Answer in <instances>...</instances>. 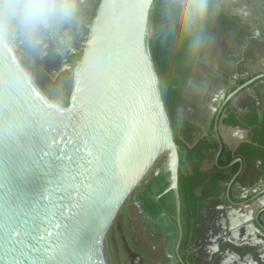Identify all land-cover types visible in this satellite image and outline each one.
Segmentation results:
<instances>
[{
    "label": "water",
    "instance_id": "obj_1",
    "mask_svg": "<svg viewBox=\"0 0 264 264\" xmlns=\"http://www.w3.org/2000/svg\"><path fill=\"white\" fill-rule=\"evenodd\" d=\"M154 2H99L67 108L47 98L7 37L0 38V264H109L110 226L166 150L165 193L175 195L182 231L181 153L151 49ZM260 78L235 91L217 114L210 132L219 144L217 166L224 107ZM16 151L30 154L22 173L7 163ZM10 192L21 211L9 221L4 201Z\"/></svg>",
    "mask_w": 264,
    "mask_h": 264
},
{
    "label": "flooded vegetation",
    "instance_id": "obj_2",
    "mask_svg": "<svg viewBox=\"0 0 264 264\" xmlns=\"http://www.w3.org/2000/svg\"><path fill=\"white\" fill-rule=\"evenodd\" d=\"M210 1L212 2L210 14L212 23L209 24L210 28L207 34L205 31L204 47L199 56L198 63L187 83L185 91L191 85L194 74L198 73L200 65H203V59L206 58L207 54L213 56V61L211 62L212 66L209 67L211 69L209 70L210 77L205 82L200 84L201 88L197 90L196 99H194L191 104L193 109L188 111L187 115L183 113L182 116L184 117L181 116V118L194 125V131L190 140L191 142L192 139H194V135H196L195 133H199L200 138H203L202 140H209L212 141V143L218 144L214 134H211L210 132L214 129L215 119L221 107L240 87L257 77H262V75H264V64L262 65L263 69L261 71H252L254 68H258V65H260L258 62H260V60L264 62V28L262 26L264 17V0ZM98 3L99 0H96L94 6L92 7V1L86 0L84 5L81 6V9L84 10V14L87 18L85 20L83 18H79L78 22H75V26H78L80 29V33L76 32L74 34L76 41H81V28L85 33V29L89 26L88 24L93 20V12ZM235 28L237 29L236 31ZM54 33L58 34L56 31H48L47 35L53 40ZM243 33L245 36H242ZM56 38L57 37H55V39ZM256 39L258 42H255ZM79 53L82 52H76L72 57L73 59L68 64H75L74 57ZM218 57L219 60L217 61ZM251 66L255 67L252 69ZM262 80H264V78L258 79L249 87ZM246 89L242 90L240 93ZM238 95L232 97L227 102L221 115V121L229 106L235 101ZM183 98L184 94L181 99ZM190 141H188V143H190ZM218 150L219 144L218 149L214 150L204 161L202 166V171L204 173H206L204 171L206 161L209 162L208 164L210 166L213 165V162L215 165L212 166V172L207 174H215L214 171L217 173L221 172L223 174V172L232 167L229 164L225 166H220V164L217 166L215 164V158ZM224 152L225 147L220 159H223ZM226 167L228 168L226 169ZM188 169L192 172L190 165ZM161 170H159L154 176H157ZM164 194L166 193L164 192ZM222 196L223 195L219 197V201ZM136 199L140 213L151 231L152 240L156 244H160L159 251L164 256L165 264H216L217 261L214 259L208 261V257H204V254L197 249L196 243L204 233L203 229L199 227L196 229L195 238L191 240L188 247L186 249L182 248L185 236V227L182 221V210L181 231L178 223L177 209L176 214L164 210L157 218H155L150 213L143 210L138 197ZM209 200L214 202V199L212 198ZM229 202L232 205H236L232 199L231 201L229 200ZM219 204H222V201L218 204L214 203L215 206ZM205 237H207V235H205Z\"/></svg>",
    "mask_w": 264,
    "mask_h": 264
},
{
    "label": "crops",
    "instance_id": "obj_3",
    "mask_svg": "<svg viewBox=\"0 0 264 264\" xmlns=\"http://www.w3.org/2000/svg\"><path fill=\"white\" fill-rule=\"evenodd\" d=\"M85 1L79 0V8ZM258 63L256 69L251 66L253 72L263 69L264 62ZM195 134L188 143L191 148L203 139ZM220 134L225 147L222 160L232 167L223 172L228 180L220 184L222 204L215 206L214 200L203 204L197 227L203 229L204 237L197 241V249L216 264H264V230L259 225L264 224V80L237 96L223 116ZM208 163L204 166L206 173L215 166ZM241 165L243 172L238 175ZM236 176L230 190V198L236 203L232 205L228 188ZM203 193L204 188L198 189L199 197Z\"/></svg>",
    "mask_w": 264,
    "mask_h": 264
},
{
    "label": "trees",
    "instance_id": "obj_4",
    "mask_svg": "<svg viewBox=\"0 0 264 264\" xmlns=\"http://www.w3.org/2000/svg\"><path fill=\"white\" fill-rule=\"evenodd\" d=\"M170 5L171 0H155L150 13L149 30L150 34L153 35L151 49L154 63L162 80V96L171 118L175 141L181 153L179 191L182 204V221L185 227L182 248L186 249L191 240L195 238L198 218L204 202L211 198L214 199L215 204L220 202L218 198L223 192L220 188V182L228 180V177L222 173L207 174L202 171L204 161L214 150L218 149V144L209 140H200L194 147L188 146L194 125L181 118L179 102L199 57L190 58L187 54V39H181L169 30ZM210 6H212L211 1ZM98 7L99 3L95 7L92 19L95 18ZM211 23L209 18L206 34ZM242 36L245 34L243 33ZM82 56V53L75 55L74 62L78 64ZM39 85L42 86V82H39ZM57 100L66 108L70 106L69 94L60 96ZM187 164L190 165L192 172L187 168ZM219 164L225 166L229 163L221 158ZM168 186L169 175L162 169L157 176H153L144 185L137 195L143 210L155 218L164 210L176 214L174 193L170 191L164 194ZM201 187L204 188V193L199 197L197 191Z\"/></svg>",
    "mask_w": 264,
    "mask_h": 264
},
{
    "label": "rangeland",
    "instance_id": "obj_5",
    "mask_svg": "<svg viewBox=\"0 0 264 264\" xmlns=\"http://www.w3.org/2000/svg\"><path fill=\"white\" fill-rule=\"evenodd\" d=\"M91 1L93 7L96 0ZM79 18L84 20L87 18L81 7L79 8ZM90 24L88 25L90 26ZM89 26L85 29V33L81 28L80 42L74 38L76 32L80 33V29L75 26V23L61 27L58 34L54 33L53 40L45 32L44 43L36 49L28 46L20 31H17L13 37H7V43L14 50L18 61L38 85L39 82H43L42 86H39L52 103L63 106L57 100L60 96L69 94L70 99L72 98L75 86L74 71L79 64L68 63L73 59L72 57L76 52L83 51ZM55 37L57 38L55 39ZM212 61L213 56L207 54L198 73L194 74L191 85L185 91L184 98L179 102L180 116L193 109L191 104L196 99L197 90L201 88L200 84L210 77L209 70L211 69L209 67L212 66ZM166 161L167 156L154 164L146 178L126 199L110 226L108 248L112 264H165L164 256L159 251L160 244H156L152 240L151 231L140 213L136 198L156 172L165 167Z\"/></svg>",
    "mask_w": 264,
    "mask_h": 264
},
{
    "label": "clouds",
    "instance_id": "obj_6",
    "mask_svg": "<svg viewBox=\"0 0 264 264\" xmlns=\"http://www.w3.org/2000/svg\"><path fill=\"white\" fill-rule=\"evenodd\" d=\"M210 0H171L169 30L187 39V54L198 58L205 43ZM79 0H0V38L20 31L31 48L44 43V33L78 22Z\"/></svg>",
    "mask_w": 264,
    "mask_h": 264
},
{
    "label": "snow or ice",
    "instance_id": "obj_7",
    "mask_svg": "<svg viewBox=\"0 0 264 264\" xmlns=\"http://www.w3.org/2000/svg\"><path fill=\"white\" fill-rule=\"evenodd\" d=\"M29 158L30 154L26 156L24 151H16L13 152V155L8 159L7 163L10 170L16 173H22L24 165ZM4 205L6 220H12L21 211L20 205L15 202L14 194L11 192L5 197Z\"/></svg>",
    "mask_w": 264,
    "mask_h": 264
},
{
    "label": "bare ground",
    "instance_id": "obj_8",
    "mask_svg": "<svg viewBox=\"0 0 264 264\" xmlns=\"http://www.w3.org/2000/svg\"><path fill=\"white\" fill-rule=\"evenodd\" d=\"M169 154V151L166 150L164 152H162L160 154V156H158V158L153 162L152 166L150 167V170L151 168L154 166V164L158 163L159 160L163 159L164 157L168 156ZM149 170V171H150ZM149 173V172H148ZM148 175V174H147ZM106 255H107V258H108V261H109V264L111 263V257H110V251H109V248H108V236H107V240H106ZM112 264V263H111Z\"/></svg>",
    "mask_w": 264,
    "mask_h": 264
},
{
    "label": "built area",
    "instance_id": "obj_9",
    "mask_svg": "<svg viewBox=\"0 0 264 264\" xmlns=\"http://www.w3.org/2000/svg\"><path fill=\"white\" fill-rule=\"evenodd\" d=\"M151 38H152V34L150 35V40H151Z\"/></svg>",
    "mask_w": 264,
    "mask_h": 264
}]
</instances>
